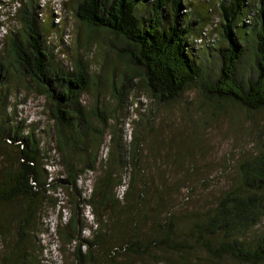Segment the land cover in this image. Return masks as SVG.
I'll list each match as a JSON object with an SVG mask.
<instances>
[{
    "label": "trees",
    "instance_id": "1",
    "mask_svg": "<svg viewBox=\"0 0 264 264\" xmlns=\"http://www.w3.org/2000/svg\"><path fill=\"white\" fill-rule=\"evenodd\" d=\"M70 1L88 38L104 30L118 39L110 43L106 65L100 64L105 80L97 92L104 97L110 86L113 97L100 110L88 109L82 99L91 82L88 61L71 66L60 58L62 47L69 48L66 26L54 14L42 18L40 0H0V11L14 6L10 20L16 23L0 39V264L43 261L38 234L44 213L69 207L57 197L59 188L74 197L76 212L59 225L58 234L77 244V264H264V120L257 117L264 113V0ZM55 30L61 39L51 45ZM250 55L254 66L245 79L239 71ZM141 83L152 103L146 115L138 112L131 120L135 134L127 143L118 125L122 112L116 110L124 112ZM191 86L199 103L186 96ZM15 88L46 97L58 154L41 146L34 128L13 124ZM178 102L185 104L190 132L181 131L182 142L166 155L158 140L151 148L153 162L144 151L148 137H161L158 111ZM230 110L245 114L256 142L253 152L204 161L211 147L200 128L225 121ZM110 119L116 127L103 160L109 165L87 193L79 180L99 170L103 128L112 126ZM55 155L61 156L63 172L52 176L45 167ZM124 185L120 193L116 188ZM87 207L94 217L90 238L81 235L78 216ZM44 233L53 234L48 227ZM113 237L119 239L116 245L110 244Z\"/></svg>",
    "mask_w": 264,
    "mask_h": 264
},
{
    "label": "rangeland",
    "instance_id": "2",
    "mask_svg": "<svg viewBox=\"0 0 264 264\" xmlns=\"http://www.w3.org/2000/svg\"><path fill=\"white\" fill-rule=\"evenodd\" d=\"M8 2L9 1H7V3ZM40 2L41 7L44 8V14H42V18H49L54 14L56 22L59 24L63 23L66 26L64 31V40L65 43L69 45V48L62 47L63 53L61 54L62 56H60V58L64 59L65 62L71 66L75 61L80 59L88 61L91 82L90 88L87 89L82 97L85 106L88 109L97 107L100 110V108H104L105 101L112 100L113 97L111 90H109L110 86H108V92L103 89V94H105L104 97H100L99 93L97 92L96 86L99 85L100 87L101 83H103V81L105 80L104 74L100 75L99 77V73L101 70L100 64L104 62L106 65L107 61H105L104 59L105 54L109 52L111 48L110 43L112 41L118 42L117 37H115L114 34L103 30L98 31L97 33L94 32L96 38L92 36L88 38V28L86 27V25L79 22L78 18L75 15V12L72 10V7H70V0H40ZM65 3L69 4L68 7H64ZM13 9L14 6H12L11 4H7V8L1 9L2 11H0V13L2 14L0 15V39H2L3 35L7 33V30H10L11 27L16 24L14 23L13 19L10 20V18L13 16ZM63 9H65L66 12H64ZM59 35L60 32L56 30L51 33V40H53V43H51V45L58 43ZM56 47H58V45ZM62 48L58 47L57 51L62 52ZM246 56L248 57V55ZM113 60L114 57L111 58V63H114ZM209 65L210 67L212 66V64ZM253 66L254 59L250 55L249 58L244 60L240 68L239 73L241 77H244L246 79V76L249 75ZM119 75L120 74H118V76ZM136 81L139 82V77H137ZM109 82L110 81L108 79V83ZM137 87L139 88L133 89L132 94L130 93V98L126 99L127 103L124 106L126 117H124L123 110H116V115L117 112H122L118 125L120 127L123 126V134L127 143L133 138L135 134V126L133 125L131 120L137 118V116L139 117L138 112L142 113V116L146 115V112H148L150 104L152 103V100L150 101V97L147 93L146 85L141 83ZM14 92L15 96L12 99V102L14 104L12 105L13 124L24 126L26 130L34 128L37 137L40 139L41 146L47 147L48 149L52 148L55 150L57 145L55 140L56 137L54 134V130H52V128L54 129V123L51 119V111L44 94H41L40 92H36L34 90H31V92L28 93V91H26L25 89H22L20 93H17L16 88L14 89ZM196 95H198L197 90L193 86L188 88L186 96H188V98H195L199 103L200 98H196ZM145 104H148V106L146 107ZM184 105L185 104H183V102H178L175 104L162 105L160 107L155 119V126L156 130H158V132H161V134H159L161 137H159L157 134H154L150 138L151 140H149L148 137L147 144L145 143L146 148L144 151L147 154L146 158L150 156L153 158V162L155 161L154 156L152 155V151H155L156 149L152 150L151 148L158 140L159 144L164 145V149L162 150V148H159V150L164 151L163 155H166L167 148H175V146H177L179 142H182L181 131H185L187 133L190 132V129L188 128V120L184 118V115L186 116L187 114V111L184 109ZM194 109H196V107L193 106L192 111H194ZM230 112V118L228 117L225 121L223 120V118H219L213 122V126H211L209 129L204 130L205 128H200L202 138L205 137V143L210 144L211 147L210 152L204 157V161L222 162V160L226 158H228V160L237 159L242 155H248L253 152V147L254 145H256V142H254L253 136L248 135L249 132L246 129L248 124L247 122H245V114L241 110L240 112L239 110H230ZM198 113L199 112H191V115L201 118L200 114ZM257 117L264 120V113L258 114ZM110 121L111 123H109L112 124V126L108 127V124V126H105L103 128V132L105 133V135L103 136V140L101 143L102 145L98 152L97 166L99 167V170L93 172L87 171L79 180L80 186L84 189H87V193H90L91 189L93 188L95 179L98 176H101L103 171L102 169H104L106 165H109V162H106L105 164L103 160H107L109 158L110 145L112 144L111 128L114 126L116 127V123L114 124V122H112L114 121V119H110ZM94 123L97 126L100 124L96 120L94 121ZM101 126H103V122ZM244 145L248 146L245 148ZM94 146L95 147L93 148V152H96L97 146ZM244 148L246 150L243 154L242 151ZM2 151L3 148L1 149L0 147V156L2 155ZM56 152L57 154L59 153L58 151ZM52 154H54L53 151L52 153L49 152V157ZM60 158L61 156L57 157V155H55L56 160L53 159V161L45 167V171H47L48 174L55 176L60 171L61 173L63 172V167L61 163H59ZM50 161L51 158L49 159V162ZM111 168L113 171L117 170L115 161L112 164ZM216 172L217 170L215 169L212 171V173H210V175H213ZM127 181L128 177L124 179L125 183ZM125 187L126 185H124L123 187H118L116 189L119 190L120 193H123ZM69 194V191L64 188L58 189L57 197L59 199H65L66 204H68L69 206L64 210V212L57 208L48 209L47 213H44V226L39 230V232L42 234H38L39 239H41V245L44 248L43 261L40 264H77L75 259L76 255L74 253L76 251L77 244L74 242H64L58 234L59 225L62 224L65 226L70 217L73 215L74 211L76 212V209L73 206L74 197ZM61 214H63V217L61 216ZM78 216L81 220L80 226H82L83 230L81 235L90 238L92 236L93 229L89 228L90 226L88 225H91L94 220L91 209L87 207L84 213L80 211V214ZM85 225L88 227H86ZM47 227L51 228L53 233L52 235L49 233H44ZM114 238L115 237L110 239L111 245H116L117 242H119V239L114 240ZM84 249L86 248L84 247Z\"/></svg>",
    "mask_w": 264,
    "mask_h": 264
}]
</instances>
